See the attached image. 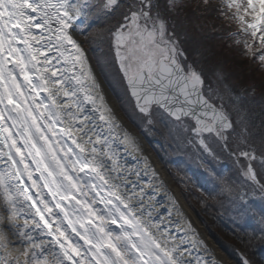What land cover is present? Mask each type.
Wrapping results in <instances>:
<instances>
[{
    "label": "snow or ice",
    "instance_id": "obj_1",
    "mask_svg": "<svg viewBox=\"0 0 264 264\" xmlns=\"http://www.w3.org/2000/svg\"><path fill=\"white\" fill-rule=\"evenodd\" d=\"M185 8L181 0L163 9L160 0H0V264H228L121 125L78 39L90 15L118 11L91 39L107 40L111 66L149 126L154 116L180 126L215 181L208 197L245 209L232 234L246 246L264 242V213L258 228L243 226L246 197H264V130L257 140L231 91L214 86L222 75L207 77L169 31L168 14ZM196 8L234 24L229 36L264 69V0ZM216 148L246 161V185L213 171ZM241 264L251 261L241 254Z\"/></svg>",
    "mask_w": 264,
    "mask_h": 264
},
{
    "label": "trees",
    "instance_id": "obj_2",
    "mask_svg": "<svg viewBox=\"0 0 264 264\" xmlns=\"http://www.w3.org/2000/svg\"><path fill=\"white\" fill-rule=\"evenodd\" d=\"M181 1L187 4V9L182 14L178 12L168 14L169 31H175L181 47L186 50L189 56V60L196 61L197 65L203 68L207 77H211L214 80L213 73L217 72L215 67L218 65L223 66V70H218L220 72L222 70L224 80L214 86L221 89L225 85L227 86L237 106L244 110L246 119L249 121V130L255 134V138L258 140L260 132L264 130V78L255 75L256 70L260 69L258 61L245 56L242 46L236 45L233 38L229 36L231 31L236 30L234 24H229L227 21L219 19L217 14L211 10L197 9L196 5L200 0ZM164 2L165 0H160L162 9ZM218 2L219 0H211L213 4ZM118 18L119 11L113 17L100 16L99 19L94 17V22L96 23H93L92 31L90 30L91 33L87 38H92L97 32L110 27ZM97 41L101 45L95 47ZM94 42V47L97 48L93 50L95 54L97 52L103 56L104 53H111L107 40H95ZM92 43L91 39L88 43V48H90ZM209 47L212 49L210 52L213 51V58L208 56L209 59L204 60V64L199 63V60L208 51ZM115 75L117 74L115 73ZM117 77L119 78L118 75ZM120 82L119 86L121 87L122 84ZM132 109L131 117L126 113L128 118L138 128H142V132H144L142 125H139L140 116L136 113L134 105ZM235 115L233 113L234 118ZM134 117L135 121L132 120ZM158 119L159 116L153 117V125H147V134L144 132V135L153 146L155 152L162 158L176 185L179 186L189 205L211 237L237 264H241V254L249 259L251 264H264V242L253 238L251 244L246 246L236 235L232 234L233 228H239V224H233L232 218L237 217L238 219V213L245 211V209L234 206L226 196H215V199L208 197L207 193L213 187L215 181L208 172L194 162L196 150L187 145L185 134L182 130H177L175 136L174 131L179 129L177 128L179 125L173 123L170 119H163L162 122H159ZM173 127L176 129L172 130ZM239 130L238 127L237 131L239 132ZM231 146L235 150V140H232ZM216 152L218 159L212 160L208 158L209 166L213 171L217 175H223L235 181L236 185H246L247 182L240 167L243 158L238 163L236 157L228 151L216 148ZM255 166L259 171V163H256ZM242 190L247 191V188L245 187ZM201 199H205L206 204H202ZM246 199L249 201V205L246 210V223L243 226L248 230H252L259 227L260 215L264 213V197L259 192H256L249 194ZM241 235H243L242 230ZM248 239V236H244L245 241Z\"/></svg>",
    "mask_w": 264,
    "mask_h": 264
},
{
    "label": "bare ground",
    "instance_id": "obj_3",
    "mask_svg": "<svg viewBox=\"0 0 264 264\" xmlns=\"http://www.w3.org/2000/svg\"><path fill=\"white\" fill-rule=\"evenodd\" d=\"M78 39L80 41H83L80 35L78 36ZM83 47L85 48L84 43H83ZM86 51H87V56L89 58L90 65H91V67H92V69H93L99 83L101 84L102 89H103V92H104V95L106 98V102L113 109V111L115 112V114L119 118V121H120L121 125L123 126V128L128 130L131 134H133L137 138V141H138V143L142 149L143 155L147 156L150 159L153 167L155 168V170L159 174V177L164 181L165 185L171 191V193L175 195V197L179 201L180 207L184 210L186 215L192 220L193 225L201 233L202 238L208 243L209 247L215 252V255L218 258L223 259L226 262H228V264H237L236 261H234L232 258H230L224 250H223L224 252L221 250L222 248L211 237V235L209 234L206 227L202 224V222L200 221V219L198 218V216L196 215L194 210L189 205L188 201L186 200V198H185L184 194L182 193L181 189L179 188V186L176 185V183H175L172 175L170 174V172L168 173L166 171V169H165L166 166L164 167L165 164H164L162 158L160 157V155L157 152H155L153 146L151 145L149 140L145 137V135L144 134H143V136L140 135L138 130L135 129L132 122L126 117V115L123 113L122 109L118 106L117 97L114 94V92L112 91V89L110 88L108 81L105 79V77L101 73L100 69L96 66L95 61H93L91 59V54H89L87 49H86ZM132 155L137 156V155H139V153L133 152ZM128 162L134 163V161L131 159V157H128ZM161 199H162L164 208L169 207V204L167 202V198L162 197ZM157 207H158V210H160L161 214L163 215L164 214L163 210L160 209L159 205ZM216 246H218V247H216Z\"/></svg>",
    "mask_w": 264,
    "mask_h": 264
},
{
    "label": "rangeland",
    "instance_id": "obj_4",
    "mask_svg": "<svg viewBox=\"0 0 264 264\" xmlns=\"http://www.w3.org/2000/svg\"><path fill=\"white\" fill-rule=\"evenodd\" d=\"M182 3H184L183 1H181ZM186 4V3H185ZM187 8H185L184 10H181L179 11L178 13L182 14L183 12L185 13V10ZM94 17H96L95 15H90L89 18L85 21V23L83 24V28L87 29V32H86V36L89 37L90 33H91V28H92V25H94L96 22H94ZM94 23V24H93ZM91 30V31H90ZM82 40L84 41V45L85 47L90 51L95 63H96V66L100 69L101 73L103 74V76L105 77V79L108 81L109 85H110V88L112 89V91L114 92V94L116 95L117 97V103H118V106L122 109L123 113L126 115V117L128 118V116H130V114L133 112V105L131 103V100L129 99V96L125 90V87H124V84L122 82V80L120 79V77L118 78L117 75H115L113 69H112V66H111V59H112V53H104V55L102 56L101 53H97L96 54L94 53L93 50L97 49L95 47H97L98 45H101V43H99V41H97L96 43L92 40V44L90 46V48H88V43L90 42L91 38H87L85 37V35H80ZM94 43H95V47H94ZM212 49L211 47L208 48V51H206V53L202 56L203 60H199V63L201 64H204L205 61L204 60H208L210 56V58L212 57L213 58V51L210 52ZM94 53V54H92ZM209 53V54H208ZM212 55V56H211ZM255 68H258L256 66H254ZM216 71L218 73H220L223 77V80H224V74L222 73V70H223V66L222 65H218L217 67H215ZM218 69H222L221 72L218 70ZM216 72V73H217ZM255 75L257 77H260V78H264V69L262 70L261 68L256 72H255ZM119 81H121L120 83L122 84V86L120 87L119 86ZM124 87V88H122ZM122 88V89H121ZM128 116H127V114ZM136 113H138V115L140 116L139 117V125H142L143 127V130L145 132V134H147V122H146V119L145 117L136 109ZM131 117V116H130ZM129 119V118H128ZM130 120V119H129ZM133 121H135V117L132 119ZM131 121V120H130ZM159 122H162L163 119H161L159 117L158 119ZM132 122V121H131ZM165 123V122H164ZM132 124L134 125L135 129L138 130V132H141L142 134H144V132H142V128H138L134 122H132ZM171 125V124H170ZM177 126V125H176ZM172 127V125H171ZM179 129H176V128H172V130L176 129L174 131V134L176 136V131L177 130H181L180 126L177 127ZM141 129V130H140ZM242 164L246 163V161H241Z\"/></svg>",
    "mask_w": 264,
    "mask_h": 264
},
{
    "label": "water",
    "instance_id": "obj_5",
    "mask_svg": "<svg viewBox=\"0 0 264 264\" xmlns=\"http://www.w3.org/2000/svg\"><path fill=\"white\" fill-rule=\"evenodd\" d=\"M84 42V41H83ZM86 48V47H85ZM87 49V48H86ZM88 50V49H87ZM88 52H89V54H91L90 53V51L88 50ZM91 59L94 61V59H93V57H92V55H91ZM140 133V135H142L143 136V134L141 133V132H139ZM164 167H165V165H164ZM165 169H166V171L169 173V171L167 170V168L165 167ZM216 247H218V246H216ZM221 249V248H220ZM222 250V249H221ZM223 251V250H222ZM224 252V251H223Z\"/></svg>",
    "mask_w": 264,
    "mask_h": 264
}]
</instances>
